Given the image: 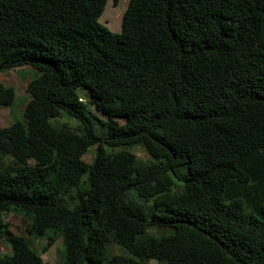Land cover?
Wrapping results in <instances>:
<instances>
[{
    "label": "trees",
    "instance_id": "1",
    "mask_svg": "<svg viewBox=\"0 0 264 264\" xmlns=\"http://www.w3.org/2000/svg\"><path fill=\"white\" fill-rule=\"evenodd\" d=\"M108 1L0 0V72H37L0 124V241L15 212L61 264H264V0H128L119 33Z\"/></svg>",
    "mask_w": 264,
    "mask_h": 264
},
{
    "label": "rangeland",
    "instance_id": "2",
    "mask_svg": "<svg viewBox=\"0 0 264 264\" xmlns=\"http://www.w3.org/2000/svg\"><path fill=\"white\" fill-rule=\"evenodd\" d=\"M128 0H117L113 4L112 0H109L104 8V11L99 18L101 25L106 27L112 33L120 32V22L121 17L126 9ZM37 76V72L33 69L23 66L19 68L6 69L0 72V84L4 87L12 88L15 92V98L11 106L4 107L0 106V124L1 126L7 127L14 121L22 119L23 110L26 103L29 101V94L26 91L29 81ZM83 98L82 104H86L88 98L83 93L80 94ZM102 119V118H101ZM104 120V119H103ZM52 123L59 127L62 125L68 126L73 131H78V122L70 117L67 113L61 112L60 116L52 120ZM104 131H98V136H103ZM136 157L140 160H145L148 155L141 147H135L130 150ZM95 152V146L91 147L87 153L84 155L83 160L86 163H90ZM3 217L10 226L12 232V237L3 238L0 241V253H10L13 248L17 247L19 244L23 245L27 241L38 255H40L44 260L48 261L50 264H61L65 258V250L63 246L62 239L57 237L53 245L47 250L43 251L45 245V238L32 239L28 230L30 224L28 221L23 219L19 214L15 212H9L3 214ZM170 228L163 227H150L149 233L154 236H159L163 234L171 233ZM17 245V246H16ZM121 251L116 248H111V253H120ZM148 264H164L157 262L155 260H150Z\"/></svg>",
    "mask_w": 264,
    "mask_h": 264
},
{
    "label": "built area",
    "instance_id": "3",
    "mask_svg": "<svg viewBox=\"0 0 264 264\" xmlns=\"http://www.w3.org/2000/svg\"><path fill=\"white\" fill-rule=\"evenodd\" d=\"M79 101L82 102L83 101V98H79Z\"/></svg>",
    "mask_w": 264,
    "mask_h": 264
}]
</instances>
